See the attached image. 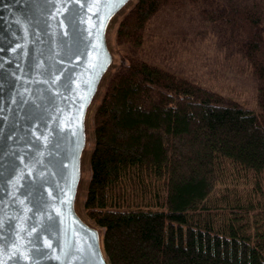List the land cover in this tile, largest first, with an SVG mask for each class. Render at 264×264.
Listing matches in <instances>:
<instances>
[{
	"label": "trees",
	"instance_id": "trees-1",
	"mask_svg": "<svg viewBox=\"0 0 264 264\" xmlns=\"http://www.w3.org/2000/svg\"><path fill=\"white\" fill-rule=\"evenodd\" d=\"M161 7L240 38L260 111L138 56ZM116 44L83 201L110 264H264V0H137Z\"/></svg>",
	"mask_w": 264,
	"mask_h": 264
},
{
	"label": "water",
	"instance_id": "water-1",
	"mask_svg": "<svg viewBox=\"0 0 264 264\" xmlns=\"http://www.w3.org/2000/svg\"><path fill=\"white\" fill-rule=\"evenodd\" d=\"M136 1L0 0V264H110L80 203L110 29Z\"/></svg>",
	"mask_w": 264,
	"mask_h": 264
},
{
	"label": "rangeland",
	"instance_id": "rangeland-1",
	"mask_svg": "<svg viewBox=\"0 0 264 264\" xmlns=\"http://www.w3.org/2000/svg\"><path fill=\"white\" fill-rule=\"evenodd\" d=\"M123 16L118 17L110 29L109 42L114 54V66L89 117L92 138L94 111L109 79L126 63L123 58L124 49L116 44V29ZM203 20L202 13L197 14L194 10L178 13L166 7L157 9L146 24L144 43L138 56L175 76L217 91L226 99L260 111L257 98L259 82L239 51L240 38H232L224 27L210 25ZM90 145L92 150L93 144ZM88 163L89 158L86 160L89 170ZM89 177L90 170L85 179L80 207L82 214L92 223L83 210Z\"/></svg>",
	"mask_w": 264,
	"mask_h": 264
}]
</instances>
